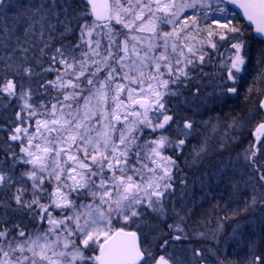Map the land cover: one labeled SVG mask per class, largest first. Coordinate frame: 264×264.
Returning <instances> with one entry per match:
<instances>
[{
    "label": "snow or ice",
    "instance_id": "obj_1",
    "mask_svg": "<svg viewBox=\"0 0 264 264\" xmlns=\"http://www.w3.org/2000/svg\"><path fill=\"white\" fill-rule=\"evenodd\" d=\"M228 3L243 9L264 40V0H0V96L23 101L17 118L25 125L10 136L20 152L0 159V190L11 191L0 208L36 225L0 218V264H185L157 256L140 230L150 227L149 213L167 217L177 181L187 186L179 160L196 121L181 112L195 114L238 92L247 41ZM213 62L218 71L205 72ZM257 64L260 122L242 153L254 175L241 179L243 212L259 209L264 224V50ZM242 123L234 117L228 127ZM235 139L226 132L221 149ZM173 211L179 222L168 227L178 242L187 236ZM222 227L212 233L215 250H192L196 264H229L221 259L225 246L244 237L237 225L221 244ZM247 246V264H264L257 241ZM168 247L164 239L162 251Z\"/></svg>",
    "mask_w": 264,
    "mask_h": 264
},
{
    "label": "trees",
    "instance_id": "obj_2",
    "mask_svg": "<svg viewBox=\"0 0 264 264\" xmlns=\"http://www.w3.org/2000/svg\"><path fill=\"white\" fill-rule=\"evenodd\" d=\"M236 16L238 24L243 29L246 41L250 43V46H248L246 49L248 56L244 71L238 74L239 78L235 84L238 92L236 94H228L220 98V100L216 103H209L208 106L203 108V110L199 113L194 114L192 110L188 109H185L181 112V115L186 114L196 121V131L188 139L183 151V155L179 160L181 168L183 169L180 175L186 178L187 186L183 187L179 185V182L177 181L175 195L169 198L165 204L167 209V217L157 218L156 216L149 213L146 216V220L149 222L150 227H141L140 230L142 236L148 235L151 240H158V246L163 244L164 239L169 240V247H171L172 243L176 242L173 241V237L177 233L173 232L168 227L170 224L179 222V218L175 215L173 209L179 212L180 217L184 218L183 223H180V227L183 228L184 234L187 236V238L198 241L199 234L204 233L205 237L202 239V241L206 242L207 222L211 223L208 227V230L213 232L220 220H225L226 218L228 219V217L230 218L233 215L237 216L238 218L239 213L246 207L247 197L244 195V192L241 189H238L235 193H233V197L231 199L229 194L231 193L229 190L231 187H228L225 190L222 189L221 191L218 188H206L205 183L207 172L206 160L210 157L215 159L217 155L221 158V160H224L228 155L231 154V152L235 153V151L240 150V146L244 144L241 143L240 138L245 135L248 139H244V142L252 138V132L248 133L246 131L249 128H247L245 131L240 129L250 127L249 124L251 121L248 120L250 115L255 117L254 119L256 121H258L260 118L259 116L255 115V109L258 107L259 99L261 98L257 94V92L261 89L257 75L259 70L257 60L259 59V52L264 50V41L256 39L252 34L251 28L245 24V21L238 14H236ZM219 59L220 57L218 60ZM214 63L215 62L208 64L204 68V71L207 73L218 71L214 66ZM36 70L38 72L40 71L39 68ZM46 78L54 79L55 73H49ZM38 80L39 78H34L32 82L34 89L38 88ZM249 88L254 89L253 93L250 95L248 93ZM211 91V87L204 89V92ZM39 100L40 96L36 95L34 102H38ZM19 112H21V107L17 105L16 101L11 100V98L9 96L7 97L6 95L0 96V159L6 158V154L9 152V150L15 153L20 152V141H12L10 139V136L14 133L16 127L25 126L17 118V113ZM21 115L24 116L25 113H21ZM234 117L242 120L243 122L242 127L235 131L228 127ZM29 123L32 124V127L29 128V131H34L35 119ZM226 132L229 133V135L238 134L239 132L241 133V137L231 142L225 141L227 147L223 148L221 151L219 148L220 142L224 138V134ZM200 145L207 146L208 148L210 146L215 147L212 149L213 152L211 156L208 155V152L206 151L205 155H201L202 162L198 163V160H195L194 158L196 156V152L201 149H199ZM19 170L20 169H17V171ZM200 182H204L202 190L200 189ZM10 195V190H0V201L8 200ZM4 213L5 209L0 208V218L8 220L10 223L22 221L29 230L36 228V225L31 223L28 217L23 216L20 213H13L10 210L6 215H4ZM258 226H256L254 229H249V233H251L254 238L255 235L253 232L256 231L258 233V239H254L253 237L252 239L257 241L258 251L264 253V227ZM130 227L136 229L134 225H131ZM184 240L185 239H182L181 241ZM247 240L248 238L244 239V245L241 244L240 249L236 250V254L241 260L239 261V264H242L243 261L245 264H247V261L250 258ZM216 247H218V245ZM232 247L230 246L227 252H229L230 248ZM223 256L224 253L222 254V257ZM230 259L233 264H238V261H235L234 258Z\"/></svg>",
    "mask_w": 264,
    "mask_h": 264
},
{
    "label": "rangeland",
    "instance_id": "obj_3",
    "mask_svg": "<svg viewBox=\"0 0 264 264\" xmlns=\"http://www.w3.org/2000/svg\"><path fill=\"white\" fill-rule=\"evenodd\" d=\"M13 2H14V0H13ZM225 7L227 9H229L231 13L235 14V15L231 16L230 19H232L234 23L238 24L236 11L229 4H226ZM0 12H3V10L0 9ZM14 12H15V9H10L7 12V15L9 17V21L8 22H9L10 25H11V16L14 14ZM205 43H206V39H205ZM248 46H250L249 42H247V47ZM207 50L210 53L213 52V50L210 49V48H208ZM220 50L223 51V48H221ZM218 58H219V56L217 55L215 57V59L218 60ZM206 60H207V58H206ZM3 75H4V73L0 72V78H2ZM9 76H10V74H9ZM17 79L19 80V78H17ZM25 83H27V82L25 81ZM227 83L229 85H231L232 82L228 81ZM4 95H6L8 97L7 94H4ZM10 98H11V100L16 101L17 105H19V106H21L23 104V101L18 100L16 97H10ZM35 99H36V96H35ZM202 110H203V108H201L196 113H199ZM248 120L251 121L250 124H249L250 127H246L244 129H240V130L245 131L247 128H249L248 130H246L249 133V132H252L253 129L256 127V125L260 122V118H259L258 121H256L253 118V116L250 115V118H248ZM232 135H234L236 137V140L241 137V133H239V132H238V134H232ZM244 139H248V138L245 135L240 138L241 143H244L242 146H240V150L235 151V153L231 152V154L228 155L224 160H221V158L218 157L217 154H215V155H217V157L215 159H212V157H210L209 159L206 160V170H207V172H206V182H205L206 183V188L207 187L210 188V189L211 188H218V189H220L222 191V189L225 190L226 188L231 187L229 189L230 192H231V193H229L230 196H231V199L233 197V193H235L238 190L236 187H234V185L239 184V190L241 189L243 192H245V185H244L241 177L243 176V179H247L250 175H254V173H251L248 170V168H246L244 166L242 153H243L244 149L248 147L249 142L253 141L255 138L252 135V138L250 140L244 142ZM214 147L210 146L208 148L207 146L200 145L199 149L200 148L201 149L204 148V151H203V153L201 155H205L206 151H207L208 155L211 156V154L213 152L212 149H214ZM219 148L221 149V147H219ZM201 149L199 151H197L196 154L198 152H200ZM222 150L223 149H221V151ZM199 162H202V160L201 159L198 160V163ZM233 165H235V167H233ZM200 183H201L200 184V189L202 190L203 189L202 186L204 185V182H200ZM206 195H207V193H206ZM259 215H260V210L259 209L255 210L253 212H249V213H244L243 211H241L239 213L238 218H237V216L233 215L230 218L228 217V219H225V220L223 219V220H220V222H218L215 230L217 229L218 225H222L223 226L222 230L217 233L219 235V237H220V243L221 244H223L224 241L231 236V234L233 232V229H236L237 225H240V228L238 229V232L241 233L243 235V237H244L243 239H240L238 243L235 240H230L227 243V245L225 246L224 253L226 255H224L223 257L227 258L229 264H233L231 262L230 258H234L235 261H238V264H239V261H241L239 259L240 257H238L237 254H236V250L240 249L241 244L244 245V242H243L244 239H247V238L249 239V237L252 239L253 236H252L251 233H249V229H254L258 225L264 227V224H261L258 220H256V217H258ZM210 224L211 223H208V222L206 223V242L202 241L203 238H200V236H199V239L197 237L198 241H194L191 238H187V239H185L186 241L184 240V241H181V242L172 243L171 247H168L167 252H163L162 249H161V246L157 245V243H159L158 240H155V239L151 240L148 235L147 236L146 235H144V236L141 235V237H142V241L144 242V244L146 246H149L150 250H152L155 254H158V255H161V254L169 255V254H171L174 257H179V258L183 259L185 261V264H196V258L194 257L192 250L204 247L206 244H210L212 233H213L212 231L208 230V227L210 226ZM133 225L136 227L135 224H133ZM114 226L115 227L131 228V227L125 226L122 221H120V222L114 221ZM253 233L255 235V238L258 239V233L256 231L253 232ZM260 233H261V231H260ZM259 239H260V237H259ZM210 246L213 248V250H215L217 248L216 244H210ZM230 246L231 247L234 246V247L230 248V251L227 253V251L229 250L228 248ZM223 257H221V259H223ZM242 264H245L244 261L242 262Z\"/></svg>",
    "mask_w": 264,
    "mask_h": 264
},
{
    "label": "water",
    "instance_id": "obj_4",
    "mask_svg": "<svg viewBox=\"0 0 264 264\" xmlns=\"http://www.w3.org/2000/svg\"><path fill=\"white\" fill-rule=\"evenodd\" d=\"M228 4L243 18V20L245 21V23L252 29L253 34L256 37H258L259 39H261L260 36L255 32V25L252 24L250 21H248L247 18L244 16L243 9H241L238 6V4H231V3H228ZM254 130H253V133H254ZM126 230H133V229H126Z\"/></svg>",
    "mask_w": 264,
    "mask_h": 264
},
{
    "label": "flooded vegetation",
    "instance_id": "obj_5",
    "mask_svg": "<svg viewBox=\"0 0 264 264\" xmlns=\"http://www.w3.org/2000/svg\"><path fill=\"white\" fill-rule=\"evenodd\" d=\"M157 256H159L158 254H156Z\"/></svg>",
    "mask_w": 264,
    "mask_h": 264
}]
</instances>
